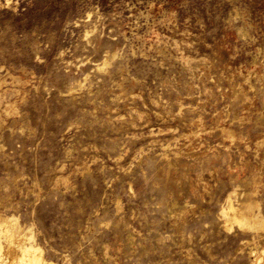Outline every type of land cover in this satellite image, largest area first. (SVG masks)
Instances as JSON below:
<instances>
[{"label":"rangeland","instance_id":"obj_1","mask_svg":"<svg viewBox=\"0 0 264 264\" xmlns=\"http://www.w3.org/2000/svg\"><path fill=\"white\" fill-rule=\"evenodd\" d=\"M0 83V212L48 259L249 264L263 245L218 218L253 177L264 216V0H0Z\"/></svg>","mask_w":264,"mask_h":264},{"label":"bare ground","instance_id":"obj_2","mask_svg":"<svg viewBox=\"0 0 264 264\" xmlns=\"http://www.w3.org/2000/svg\"><path fill=\"white\" fill-rule=\"evenodd\" d=\"M187 63V62H186ZM249 75V74H248ZM248 75H246L248 77ZM246 77V79H248ZM20 81V80H19ZM3 83V82H2ZM0 83V84H2ZM18 83V82H17ZM240 89V86L238 87ZM241 94V93H240ZM244 94V93H243ZM245 95V94H244ZM243 98V97H242ZM245 99V98H244ZM243 100V99H242ZM10 104V103H9ZM11 105V104H10ZM8 106V104H7ZM16 106V105H15ZM5 107V106H3ZM9 107V106H8ZM13 110V109H12ZM10 111L8 113L11 114ZM244 111V110H243ZM4 112V111H3ZM137 115V114H135ZM139 115V114H138ZM140 116V115H139ZM242 118V117H241ZM200 124V123H199ZM198 124V125H199ZM198 127V126H197ZM201 127V126H200ZM205 127V126H204ZM202 127V128H204ZM221 127V126H220ZM206 129V128H205ZM204 129V130H205ZM221 129V128H220ZM226 129V127H225ZM222 129V131H227L229 138L233 136V132L229 130ZM202 130V129H201ZM193 131V130H190ZM197 131V128H196ZM194 132V131H193ZM152 133V132H151ZM198 133V131H197ZM220 133V132H219ZM195 134V133H194ZM193 134V135H194ZM177 136V135H176ZM175 136V137H176ZM183 136V135H182ZM186 136V135H185ZM196 136V135H194ZM263 136V135H262ZM226 137V136H224ZM238 137V136H237ZM178 138V137H176ZM185 138V137H184ZM227 138V137H226ZM263 138V137H262ZM235 139V138H233ZM238 139V138H237ZM232 140V139H231ZM260 140V139H259ZM258 140V141H259ZM166 143V142H165ZM264 140H260L258 144L262 145ZM172 144V143H171ZM257 144V143H256ZM257 144V145H258ZM174 146V145H173ZM162 147V146H161ZM170 144H164L162 150L165 152L169 150ZM172 147V146H171ZM264 147V146H263ZM262 148V147H261ZM172 149V148H171ZM170 149V150H171ZM180 150V149H179ZM173 151V150H172ZM163 152V153H165ZM178 152V151H177ZM176 152V153H177ZM186 152H188L186 150ZM174 153V152H173ZM184 154V153H183ZM174 155V154H173ZM176 156V155H175ZM167 157V155H166ZM164 160V159H163ZM169 160V159H167ZM183 160V159H182ZM181 160V161H182ZM166 161V160H165ZM165 163V162H164ZM169 163V161H168ZM176 165H179L176 164ZM184 166L183 164L180 166ZM170 169V168H169ZM167 169V170H169ZM172 169V168H171ZM176 169V168H175ZM173 170V169H172ZM175 171V170H174ZM181 171V170H180ZM170 172V171H169ZM182 173V172H181ZM255 173V172H254ZM252 174V176L254 175ZM161 174V173H159ZM183 174V173H182ZM181 174V175H182ZM162 175V174H161ZM160 175V176H161ZM178 177L180 175L177 174ZM159 176V178H160ZM172 176V175H171ZM171 176H169L171 179ZM65 177V176H64ZM157 177V176H156ZM174 177V176H173ZM175 177H177L175 175ZM58 178V177H57ZM181 178V177H180ZM254 178V177H253ZM251 183L254 185V188L250 190L239 189L242 186V183L233 189L224 199L220 207V213L218 219L221 221V226L224 229H231L236 226L241 231H252L256 234L264 233V216L260 214V211L257 207V201L254 198L255 193L257 192L256 181L253 180ZM65 179V178H64ZM158 179V178H157ZM167 179V178H166ZM177 178H175L176 180ZM179 179V178H178ZM184 179V178H183ZM66 180V179H65ZM163 180V179H162ZM173 179V181H175ZM150 181V180H149ZM152 181V180H151ZM155 181V180H154ZM172 181V179L170 180ZM177 181V180H176ZM241 181V180H240ZM245 181V180H244ZM258 181V180H257ZM165 182V180H164ZM169 181H167L168 183ZM184 182V181H183ZM187 182V181H186ZM249 182V180H248ZM260 182V181H259ZM157 183V181H156ZM170 182L169 184H171ZM65 184V183H63ZM176 183H173V185ZM186 184V183H185ZM178 185V184H176ZM246 185V184H245ZM249 185V184H248ZM247 185V186H248ZM166 186V185H165ZM153 187V186H152ZM183 187V185H182ZM244 187V186H243ZM175 188V186H174ZM181 188V187H180ZM246 188V187H245ZM259 188V187H258ZM170 189V188H169ZM179 189V188H176ZM182 190V189H181ZM185 190V189H184ZM188 191V190H187ZM194 191V190H193ZM175 193V192H174ZM189 193V191H188ZM163 194V193H162ZM182 194V192H181ZM179 195V194H178ZM163 197V196H162ZM256 197V196H255ZM118 207V205H117ZM179 214V213H178ZM184 214V213H181ZM218 216V214H217ZM181 217V215H180ZM183 217V216H182ZM185 217V216H184ZM178 218V217H177ZM182 220V219H181ZM184 220V219H183ZM31 228H25L21 225L19 218L14 215H7L0 212V264H61L57 261L48 259L42 247L38 246L35 243L34 236L31 234ZM250 262L249 264H264V243L259 248L251 249L250 253Z\"/></svg>","mask_w":264,"mask_h":264}]
</instances>
